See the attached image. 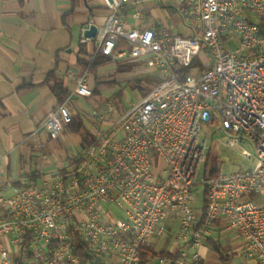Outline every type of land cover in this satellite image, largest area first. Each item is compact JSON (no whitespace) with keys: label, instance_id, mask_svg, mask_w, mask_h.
Here are the masks:
<instances>
[{"label":"built area","instance_id":"2783aa9c","mask_svg":"<svg viewBox=\"0 0 264 264\" xmlns=\"http://www.w3.org/2000/svg\"><path fill=\"white\" fill-rule=\"evenodd\" d=\"M139 2L105 0V25L82 42H94L91 59L144 60L160 81L120 115L109 103L103 126L66 166L41 172L39 183L11 197L0 193L2 264H9L3 239L12 232L49 247L44 264L79 263L72 254L76 233L103 264H141V246L165 232L170 215L178 221L175 250L160 263L201 260L208 227L225 223L247 263L264 264V0H184L198 30L189 37L127 28V6H134L135 22L142 18ZM88 72H68L76 82L72 94H93ZM72 118L63 101L41 127L57 139ZM213 141L251 166L210 176Z\"/></svg>","mask_w":264,"mask_h":264},{"label":"crops","instance_id":"0c3cea01","mask_svg":"<svg viewBox=\"0 0 264 264\" xmlns=\"http://www.w3.org/2000/svg\"><path fill=\"white\" fill-rule=\"evenodd\" d=\"M139 7L143 12L142 18L135 22L132 18L134 6H127V28L155 26L157 31L172 36L198 34L197 23H191L185 15L184 0H140ZM109 14L105 0H0V193L4 197H11L17 190L39 183L41 172L66 166L89 145L96 131L103 126L102 113L95 109L101 107V97L114 90V77L120 64L132 62L133 68L147 65L144 60L113 61L94 73L90 70L98 54L91 59L94 42H82V39L91 25L97 29L103 27ZM86 67L93 94H72L76 82L67 76L68 72L81 74ZM51 73L68 92L65 99L58 98L51 84L46 82ZM154 74L158 75L156 71ZM63 101L73 119L82 123V128L75 130V124H68L59 138L51 139L41 127L42 121ZM70 143L77 144L79 148L72 150ZM4 214L0 205V219ZM109 215L114 214L111 212ZM173 225L178 230L176 217L170 215L165 232L150 237V244L156 251L174 252L177 230L169 231ZM212 228V233L199 248L201 260L191 264H222L211 248L209 238L231 246V263L235 256L242 255L239 239L225 223ZM224 231V241H221ZM215 235H219L217 239ZM3 243L9 264L25 256V245L16 233L7 234ZM27 245L33 247L30 242ZM241 255V264H248ZM156 259L159 257L153 258V264H168L156 263Z\"/></svg>","mask_w":264,"mask_h":264},{"label":"rangeland","instance_id":"374dc122","mask_svg":"<svg viewBox=\"0 0 264 264\" xmlns=\"http://www.w3.org/2000/svg\"><path fill=\"white\" fill-rule=\"evenodd\" d=\"M114 78L116 82L114 90L112 91V93H105V95L100 99V103H102L101 107L99 109H95L98 110L99 113L101 112L102 114H104L109 103L113 105V112L119 115L126 112L132 105L138 103L141 98L148 91L152 90L160 81V78H158L156 74H154V70L152 71L147 67V65L140 68H133L132 62L120 64V68ZM93 108L95 107L93 106ZM88 127L90 128V123L88 124ZM70 148L72 150H77L79 146L77 144L72 145L70 143ZM210 148L211 150L210 153L208 152V160L205 164V169L207 171L217 170L219 172H231L251 166V164L246 159L240 156L236 151L226 148L222 142L213 141ZM154 162L156 165H159V157H155ZM196 196V205L200 206L201 193ZM113 214L118 215L117 210L113 211ZM175 225L170 226L169 231L176 232L177 228ZM212 230L213 228L211 226L208 227L206 236H208L209 233L211 234ZM230 231L233 233V230ZM224 233L225 231L221 234V241H224ZM218 236L215 235L214 238L217 239ZM28 237L29 242L33 245V247L31 248H29L27 242L25 241L26 236L22 238L25 245L24 257L26 264H44L43 259H46V257L50 256L49 252H46L49 247L47 248L42 246V241L32 236V234H29ZM240 255L235 256L231 264H241L243 260ZM155 261L156 263L159 262V260L157 259ZM149 264H153V258L150 259Z\"/></svg>","mask_w":264,"mask_h":264},{"label":"trees","instance_id":"16d2710c","mask_svg":"<svg viewBox=\"0 0 264 264\" xmlns=\"http://www.w3.org/2000/svg\"><path fill=\"white\" fill-rule=\"evenodd\" d=\"M112 62L113 60L110 57H107L102 54H98L94 58L93 62L91 63L90 70L94 73L99 67L105 66ZM52 81H54L53 84L51 83ZM46 82L51 84V89L53 90V92L58 98L65 99L67 97L68 92L64 89L62 83L53 77L52 73L47 76ZM71 124L76 125L75 130H79L80 128H82V123L79 122L78 120H74L73 118H72V121L69 123V125ZM210 150L211 148L208 151L209 153H210ZM209 173H210V176H215L219 173V171L211 170L209 171ZM202 195H203L204 202H206L207 195H208L207 190H204ZM25 241L29 242L28 236H26ZM208 242L210 243L211 248L218 254V257L220 261L222 262V264L231 263V258H232L231 246L224 245L220 243L219 241H215L210 238L208 239ZM72 254L79 261V263L69 262V264H87V263L103 264L104 259H105L101 255L91 253L86 247V245L84 244L82 238L80 237L78 233H76L73 238V253ZM162 256L171 257L172 254L165 252V251H156L154 246L150 243H146L142 245L140 248L141 264H148L150 259L156 258V257H162ZM14 264H26L24 257L18 258L14 262Z\"/></svg>","mask_w":264,"mask_h":264},{"label":"water","instance_id":"95a60500","mask_svg":"<svg viewBox=\"0 0 264 264\" xmlns=\"http://www.w3.org/2000/svg\"><path fill=\"white\" fill-rule=\"evenodd\" d=\"M97 32V27L95 25H91L89 29L85 31L86 37H94Z\"/></svg>","mask_w":264,"mask_h":264}]
</instances>
